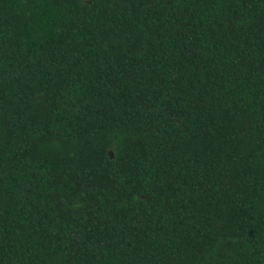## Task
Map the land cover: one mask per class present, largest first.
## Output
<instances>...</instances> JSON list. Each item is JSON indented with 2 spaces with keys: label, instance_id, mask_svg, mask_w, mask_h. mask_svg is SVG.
Segmentation results:
<instances>
[{
  "label": "trees",
  "instance_id": "obj_1",
  "mask_svg": "<svg viewBox=\"0 0 264 264\" xmlns=\"http://www.w3.org/2000/svg\"><path fill=\"white\" fill-rule=\"evenodd\" d=\"M0 264H264V0H0Z\"/></svg>",
  "mask_w": 264,
  "mask_h": 264
}]
</instances>
